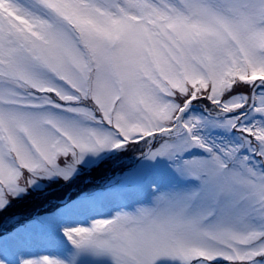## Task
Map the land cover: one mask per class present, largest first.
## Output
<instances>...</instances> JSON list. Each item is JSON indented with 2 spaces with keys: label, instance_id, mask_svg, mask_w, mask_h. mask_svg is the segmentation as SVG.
Wrapping results in <instances>:
<instances>
[{
  "label": "snow or ice",
  "instance_id": "obj_1",
  "mask_svg": "<svg viewBox=\"0 0 264 264\" xmlns=\"http://www.w3.org/2000/svg\"><path fill=\"white\" fill-rule=\"evenodd\" d=\"M0 264H264V0H0Z\"/></svg>",
  "mask_w": 264,
  "mask_h": 264
},
{
  "label": "rangeland",
  "instance_id": "obj_2",
  "mask_svg": "<svg viewBox=\"0 0 264 264\" xmlns=\"http://www.w3.org/2000/svg\"><path fill=\"white\" fill-rule=\"evenodd\" d=\"M53 187H55V186H53ZM61 194H62V191L58 190V191H55L52 193V197L59 196ZM36 207H38L37 204H33L31 202H24V203L17 205L16 208L14 209V211L21 213V214H26L28 212L34 211ZM33 251L38 252L41 255L47 254V253L43 252L39 247L33 249Z\"/></svg>",
  "mask_w": 264,
  "mask_h": 264
}]
</instances>
